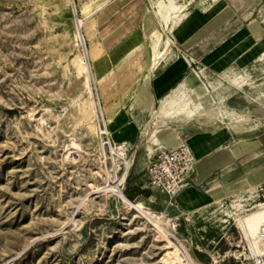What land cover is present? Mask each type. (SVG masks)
<instances>
[{"label":"rangeland","instance_id":"obj_1","mask_svg":"<svg viewBox=\"0 0 264 264\" xmlns=\"http://www.w3.org/2000/svg\"><path fill=\"white\" fill-rule=\"evenodd\" d=\"M191 6L150 70L146 48L125 59L160 28L151 0H0V264H164V239L122 196L163 214L195 263L247 264L237 219L264 202V0ZM227 75L243 87L227 88ZM192 77L190 94L211 92L201 115L159 118L160 99ZM199 136L230 164L223 178L219 168L198 181L195 169L200 201L185 208L152 188L149 169Z\"/></svg>","mask_w":264,"mask_h":264},{"label":"bare ground","instance_id":"obj_2","mask_svg":"<svg viewBox=\"0 0 264 264\" xmlns=\"http://www.w3.org/2000/svg\"><path fill=\"white\" fill-rule=\"evenodd\" d=\"M201 1L203 2V0ZM151 2H152V6L154 7L153 11L151 12V16L152 17L154 16V19L160 28L152 29L149 32L148 41L146 42V44L136 45L126 55L125 61L128 60L130 57L134 56L142 48H146L151 53L150 62H149L150 70H154L157 67L159 62L167 59L169 52L172 50L171 48L173 45V41L170 38L165 37L164 32H167L165 31L166 28H170V24H172L171 29H174L181 22H183L184 19L189 14L190 6L194 3V0H180V1L179 0H151ZM84 24H85L84 20L82 19L78 20L79 27H83ZM83 45L86 47V51H88V47L86 45L84 38H83ZM161 47H164V49L160 50ZM173 64H176V63H173ZM193 82H194V78L192 77V78H189L188 80L181 82L176 88L172 89L169 94H167L164 98L160 100V107H159V110L156 112V115L159 118L160 117L161 118L171 117V118H176V119H180V118L191 119L195 115L200 116L202 113V110H204V107L202 106L200 102L201 97L205 96V94H207V92L209 91L208 89L206 90V92H203L201 90H192V94H190L189 85L193 84ZM238 87L242 88L243 84L238 85ZM210 98L215 100L212 95L210 96ZM254 100L263 104L264 103V90L261 89L260 93L258 94V96L254 98ZM218 109H220L221 114H224V112L228 111L226 104H223V103L220 104V106H218ZM43 121L44 120L42 118V122ZM233 128L235 129V131H240V128L237 125H233ZM100 131L103 133V130L101 128H100ZM158 133H159L158 128H156L151 133V137L156 142H160L157 137ZM70 145L71 147L68 149V152H67L68 155L67 154L66 155L69 157H76L77 150H80V146L76 142H72V144L70 143ZM101 145H102V148H104L106 143L102 141ZM191 146H193L195 150H198L200 148V146L197 144H194ZM180 147H184L186 150V153H189V154L193 153L192 150L190 149V142L182 141V145ZM150 150L152 151L153 149L150 148ZM111 151L113 154L124 156V150L121 146L120 147L111 146ZM103 153H104L103 155H105L107 159V154L105 150H103ZM191 157L193 158L192 160L195 163V169L197 170L198 165H196V163L198 164V161L196 157L194 158L193 154L191 155ZM126 164H127V169H128L130 166V162L126 161ZM97 173L101 175L102 171L100 170ZM124 178L125 177L121 178L120 180H118V182L123 181ZM90 186L93 188L96 187L95 184H91ZM109 187L111 188V191L113 192L118 191L116 189L117 186H109ZM187 189L188 188H186L184 191H182L178 195L179 196L178 201L182 205H184L185 208L194 206L196 205L198 201H200V198H198L197 195L195 196L194 191L192 189H188V190ZM105 190L106 189H104V191ZM94 192H97V191H94ZM121 193L122 192H119V194ZM122 198L125 204L127 205L128 210H131L135 212L136 214L143 216L145 220L151 222L153 227L157 231V234L162 239H164L166 243V248H167V252L165 253L163 257L164 264H197L191 258L190 254L184 251L183 253L181 251V249L183 248L180 249L179 246L175 244L174 241L170 238V236H173V235L172 233H170V231H168L164 227L165 224H163L162 219L164 220L165 217L163 214H160L152 210L151 208L147 207L141 201L137 203H132L129 200H127L124 196H122ZM243 202H244L243 197L239 196V197H236V200L233 201V205L236 206L237 208H241L244 206ZM195 209H197V207H195ZM166 222L169 223L170 220L168 219V221ZM237 222L239 223V226L243 230V233H244V236L246 237L247 242L250 243L258 252H263L264 251V239H262L260 235H261L262 228L264 227V202H259L257 204V209L251 212H248L246 214L245 213L240 214L238 216Z\"/></svg>","mask_w":264,"mask_h":264},{"label":"built area","instance_id":"obj_3","mask_svg":"<svg viewBox=\"0 0 264 264\" xmlns=\"http://www.w3.org/2000/svg\"><path fill=\"white\" fill-rule=\"evenodd\" d=\"M180 147V153L164 154L150 167L152 188L172 199L190 186L195 173V163ZM264 239V227L261 231ZM242 257L247 264H264V251L258 252L250 243L243 246Z\"/></svg>","mask_w":264,"mask_h":264},{"label":"crops","instance_id":"obj_4","mask_svg":"<svg viewBox=\"0 0 264 264\" xmlns=\"http://www.w3.org/2000/svg\"><path fill=\"white\" fill-rule=\"evenodd\" d=\"M162 49H164V47H161L160 50H162ZM225 78L227 79V82H228L227 88H230L231 86H238L240 84H244L243 83L244 81L239 82L236 78H233L232 76H229V75L225 76ZM212 96L216 100V98H215V96L213 94H212ZM164 97H162V98H164ZM229 126L233 128V125H231L230 123H229ZM240 131H241V129H240ZM240 131H238V132H240ZM202 140H203L202 137L199 136L195 140L189 141L190 142V148L192 149V152H195V154H197L196 159L198 161V166H197V170L196 171H197V179H198V181H202L209 173H212V172H214L215 170H217L219 168H221L220 174H221V176L223 178V176H224V171L223 170L225 168H227L230 163L226 162V160L221 158L222 156H218V154L224 153L226 148H224L223 146H219V147L213 148L210 151H206V148L202 146ZM194 144L199 145L200 148L198 150H195L194 147L191 146V145H194ZM215 155H217V156H215Z\"/></svg>","mask_w":264,"mask_h":264}]
</instances>
